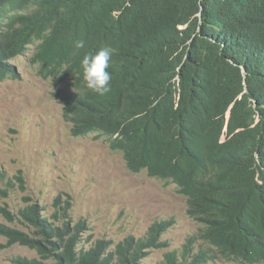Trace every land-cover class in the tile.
<instances>
[{"label":"trees","instance_id":"16d2710c","mask_svg":"<svg viewBox=\"0 0 264 264\" xmlns=\"http://www.w3.org/2000/svg\"><path fill=\"white\" fill-rule=\"evenodd\" d=\"M31 45L71 136L95 133L129 172L174 184L186 199L199 232L164 264L264 262V0H0V82L18 77L11 61ZM102 48L112 52L111 90L99 96L81 61ZM13 187L0 171V200ZM61 204L49 217L30 201L16 213L0 207L26 228L0 223L1 248L36 253L13 264H141L168 246L161 235L172 221L138 239L93 241Z\"/></svg>","mask_w":264,"mask_h":264},{"label":"rangeland","instance_id":"374dc122","mask_svg":"<svg viewBox=\"0 0 264 264\" xmlns=\"http://www.w3.org/2000/svg\"><path fill=\"white\" fill-rule=\"evenodd\" d=\"M34 49L29 46L24 55L11 61L18 77L0 82V171L14 184L9 196L0 200V207L16 213L30 201L41 205L43 215L49 217L58 198L68 208L71 225L85 222L84 238L114 244L127 236H144L154 223L172 221L161 235L168 246L149 250L141 264H164L171 250L181 255L187 239L200 227L188 215L186 199L174 184L150 178L144 170L129 172L121 154L96 139L95 133L71 136L62 104L52 96L53 79L39 76L38 66L30 62ZM17 176L23 178V187ZM0 223L26 231L1 215ZM4 244L0 236V264H13L11 259L16 256L36 258L32 250L19 245L1 248ZM208 264L240 263L213 260Z\"/></svg>","mask_w":264,"mask_h":264},{"label":"clouds","instance_id":"9594fccd","mask_svg":"<svg viewBox=\"0 0 264 264\" xmlns=\"http://www.w3.org/2000/svg\"><path fill=\"white\" fill-rule=\"evenodd\" d=\"M75 47L81 49L84 47V41H77ZM111 50L102 48L95 54L88 53L84 55L81 61L83 80L87 89L104 96L110 92L111 74L107 69L110 66Z\"/></svg>","mask_w":264,"mask_h":264}]
</instances>
